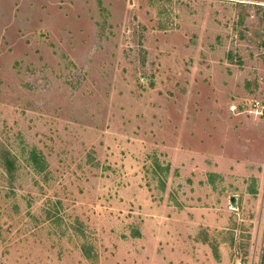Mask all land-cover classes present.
<instances>
[{"label":"rangeland","instance_id":"obj_1","mask_svg":"<svg viewBox=\"0 0 264 264\" xmlns=\"http://www.w3.org/2000/svg\"><path fill=\"white\" fill-rule=\"evenodd\" d=\"M0 264H264V0H0Z\"/></svg>","mask_w":264,"mask_h":264},{"label":"trees","instance_id":"obj_2","mask_svg":"<svg viewBox=\"0 0 264 264\" xmlns=\"http://www.w3.org/2000/svg\"><path fill=\"white\" fill-rule=\"evenodd\" d=\"M31 159H32L34 166H36V167H39L41 162L43 163V161L40 158H38V156L35 152H32ZM5 162H6V168L10 172L12 169V162L9 159H6ZM157 166H158V168H161L158 164H157Z\"/></svg>","mask_w":264,"mask_h":264}]
</instances>
